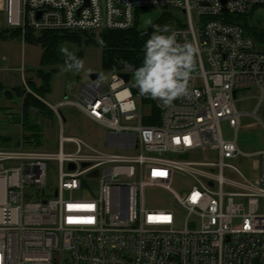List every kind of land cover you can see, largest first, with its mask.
<instances>
[{
  "label": "built area",
  "instance_id": "built-area-1",
  "mask_svg": "<svg viewBox=\"0 0 264 264\" xmlns=\"http://www.w3.org/2000/svg\"><path fill=\"white\" fill-rule=\"evenodd\" d=\"M158 8L182 10L186 21L172 17L167 26L200 49L192 95L171 107L151 99L145 112L144 96L120 77L135 70L121 62L109 80L89 78L77 101L51 105L62 123L59 110L72 105L107 129L103 151L85 152L82 140L63 134L56 154L27 148L21 125V143L0 147V264H264V150L257 176L245 178L232 163L251 155L222 131L225 122L237 135L245 115L264 126V50L236 20L264 0H3L0 31L128 30L138 11ZM253 89L254 109L239 111L249 98L238 93ZM66 142L74 153L64 152ZM50 160L59 163V183L47 198ZM228 169L242 179H227ZM169 171L193 185L168 209H149L144 188L165 187ZM32 190L44 197H27Z\"/></svg>",
  "mask_w": 264,
  "mask_h": 264
},
{
  "label": "rangeland",
  "instance_id": "rangeland-1",
  "mask_svg": "<svg viewBox=\"0 0 264 264\" xmlns=\"http://www.w3.org/2000/svg\"><path fill=\"white\" fill-rule=\"evenodd\" d=\"M166 10L149 9L139 15L137 27L139 30H148L161 17ZM171 12L173 18L182 22L186 21V14L176 8L167 10ZM248 26L262 32L264 30V8L255 9L250 15L246 16ZM23 37L3 40L0 38V147H16L21 143V124L18 123L21 117V102L17 98L13 101L8 99L4 90L25 86L26 82H33L37 87L42 84L41 74L38 72L51 73L52 91L44 96V103L52 110L45 115H38L33 112L34 122L40 124L43 128L42 145L38 150L46 153L56 154L60 149V136L78 138L84 142L85 152L91 149L103 151L107 141L109 131L104 127L95 124L85 116L78 107L67 105L59 111L64 118L63 123L52 106L57 105L63 100L75 102L78 99V92L83 84L89 79L90 73H100L103 81L110 79V72L102 69V49L97 42L100 39V33L87 34L83 36L80 44L73 42L62 43L53 58L48 63H42L44 50L41 46L28 44ZM38 35V33L36 34ZM66 46L70 52H74L79 58L85 61L84 70L79 73L62 72L65 57L59 51L60 47ZM134 72L131 74L130 85L136 87ZM137 88V87H136ZM256 94L252 91H240L238 98L248 97L244 102H238L239 111H252L257 100L252 98ZM251 97V98H250ZM151 98L144 96V111L150 110ZM259 115L264 118V105ZM62 123V124H61ZM224 137L228 140H235L243 153L251 155L250 157L235 160L232 164L242 173L245 178H255L258 174L256 154L264 150V126L249 116L242 118V127L237 135L227 123H222ZM7 137V140L4 138ZM27 147V145H25ZM28 148V147H27ZM76 146L73 143L64 144L65 153H74ZM90 150V151H89ZM48 166V185L45 197L51 198L59 183V163L56 160H50ZM67 170V168H66ZM167 184L165 187L149 183L143 190V199L149 209H168L173 198L187 191L193 185L190 177H183L174 172L164 174ZM227 179L239 181L242 178L232 170H226ZM88 188L96 190L97 185L84 177ZM165 181V180H164ZM27 197L33 196L41 200L44 196L41 190H32L27 193Z\"/></svg>",
  "mask_w": 264,
  "mask_h": 264
},
{
  "label": "trees",
  "instance_id": "trees-1",
  "mask_svg": "<svg viewBox=\"0 0 264 264\" xmlns=\"http://www.w3.org/2000/svg\"><path fill=\"white\" fill-rule=\"evenodd\" d=\"M146 12V10L138 11L136 25L128 30L118 31H103L100 33V39L97 42L98 46L102 49V69L110 73L119 71L122 66L121 62L128 63L134 70L142 66L144 60V45L147 39L152 34L154 25L165 26L170 24L172 13L167 10L162 13L161 17L149 28L148 30H139L137 27L139 15ZM253 12V11H252ZM251 12V13H252ZM249 13L248 15H250ZM237 17L244 29L255 39L257 44L264 50V30L257 32L253 30L246 23V16ZM21 31V30H18ZM37 33L31 29H27L24 33V39L28 44L41 46L45 52L42 63H48L55 57L59 46L65 42H73L80 44L83 36L88 33H70V32H42ZM23 37L21 32H13L11 30L0 31V38L9 40L14 38ZM41 74L42 84L37 87L35 83L26 82L27 87L36 94L28 93L25 86L13 88L11 90H4L8 99L13 100L17 98L21 102V117L18 123L22 125V138L27 147L38 149L42 145L43 128L40 124L34 122L33 112L38 115H45L51 113V109L44 103L43 99L46 94L51 93V73H44L42 70L38 72ZM2 87V86H1ZM0 87V89H1ZM147 97V96H146ZM148 98V97H147ZM155 117L158 119V114L154 112ZM155 119V122L156 120ZM145 124L151 122L145 120Z\"/></svg>",
  "mask_w": 264,
  "mask_h": 264
},
{
  "label": "clouds",
  "instance_id": "clouds-1",
  "mask_svg": "<svg viewBox=\"0 0 264 264\" xmlns=\"http://www.w3.org/2000/svg\"><path fill=\"white\" fill-rule=\"evenodd\" d=\"M153 28L144 45L143 64L134 73L135 85L141 95L171 107L176 99L192 95L189 81L200 49L194 42H179V33L167 25H154ZM59 51L65 57L62 72L79 73L84 70L85 61L74 52L66 46L60 47ZM225 79H231V74H227Z\"/></svg>",
  "mask_w": 264,
  "mask_h": 264
},
{
  "label": "water",
  "instance_id": "water-1",
  "mask_svg": "<svg viewBox=\"0 0 264 264\" xmlns=\"http://www.w3.org/2000/svg\"><path fill=\"white\" fill-rule=\"evenodd\" d=\"M223 2V4H225L227 2V0H221ZM120 77L126 82L128 83L131 79V74L130 73H124L121 74ZM89 78L92 80H99L101 78V74L100 73H90L89 74ZM184 158H187L186 156H184ZM70 167L73 169L74 166L70 165Z\"/></svg>",
  "mask_w": 264,
  "mask_h": 264
},
{
  "label": "snow or ice",
  "instance_id": "snow-or-ice-1",
  "mask_svg": "<svg viewBox=\"0 0 264 264\" xmlns=\"http://www.w3.org/2000/svg\"><path fill=\"white\" fill-rule=\"evenodd\" d=\"M90 207V206H89ZM149 220H161V221H165V222H170L171 221V217H149ZM71 222V221H70ZM83 222H87V223H91L93 222L91 218H88L86 221Z\"/></svg>",
  "mask_w": 264,
  "mask_h": 264
},
{
  "label": "crops",
  "instance_id": "crops-1",
  "mask_svg": "<svg viewBox=\"0 0 264 264\" xmlns=\"http://www.w3.org/2000/svg\"><path fill=\"white\" fill-rule=\"evenodd\" d=\"M2 3H3V0H0V9L2 8ZM13 101V100H12ZM8 138L5 137L4 140H7ZM240 148V147H239ZM241 149V148H240Z\"/></svg>",
  "mask_w": 264,
  "mask_h": 264
}]
</instances>
